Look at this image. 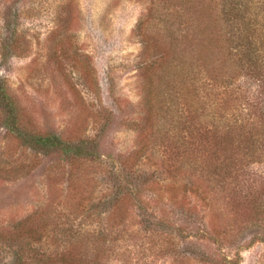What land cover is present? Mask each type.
I'll return each mask as SVG.
<instances>
[{"label":"rangeland","instance_id":"1","mask_svg":"<svg viewBox=\"0 0 264 264\" xmlns=\"http://www.w3.org/2000/svg\"><path fill=\"white\" fill-rule=\"evenodd\" d=\"M148 15L169 17L156 0H0V264H264V140L230 149L184 115L161 136L147 123L162 74L138 35ZM261 85L240 71L238 107L263 113ZM49 134L72 151L35 146Z\"/></svg>","mask_w":264,"mask_h":264},{"label":"trees","instance_id":"2","mask_svg":"<svg viewBox=\"0 0 264 264\" xmlns=\"http://www.w3.org/2000/svg\"><path fill=\"white\" fill-rule=\"evenodd\" d=\"M259 1L156 0L157 9L163 3V9L168 12L169 17L162 22L157 21L160 16L148 15L147 21L144 18L140 20L137 30L141 43L147 50L156 48L161 57L162 74L157 76L158 83L153 74L146 81V121L160 136L163 132L162 121L175 127L183 124L184 115V128L190 124L189 118L195 119L201 128L199 135L207 137L208 132H211L216 139L219 136H233L227 143L231 145L230 149L233 145L240 144L242 139L246 140L243 144L247 145L250 138L258 142L264 140L261 132L263 129L260 128L264 112L258 111L259 103L251 101L246 95L247 105L244 106L250 108V112L244 114V106L238 107L235 102L237 92H244L234 87L240 71H246L251 78H259L264 84V15L259 4L264 0ZM218 4L224 11L223 15H229L236 30L216 22L214 6ZM252 9L254 12H251ZM178 21L182 25L175 29L174 25ZM143 64L145 68L155 67V62L149 65L144 61ZM260 87L263 88L264 85ZM177 92L181 95L179 101ZM180 108L182 112L176 116ZM253 109L256 114L251 118ZM255 118L257 120L254 121ZM254 123L256 127L250 129L249 126ZM254 128L257 129V134L245 138L252 134ZM32 140L35 146L44 149L62 147L65 152L72 151L68 144L54 134L33 135ZM169 141L177 142L171 137ZM182 145L187 148V144ZM206 145L200 140L198 144H189V148L184 151L181 147V151L172 155L179 158L182 155L188 156L189 151L194 153L200 150L199 146H203L206 151ZM213 153L216 154L214 150ZM208 157L209 154H206L203 162H209ZM31 234L33 233L24 237L25 246L31 243L30 238L34 239ZM80 250L82 258L89 255L83 254V247ZM68 254L69 251L57 252L56 256L58 260L68 263L72 258Z\"/></svg>","mask_w":264,"mask_h":264}]
</instances>
